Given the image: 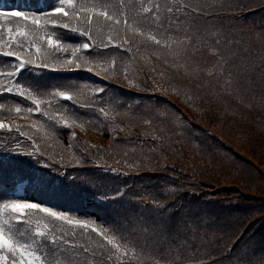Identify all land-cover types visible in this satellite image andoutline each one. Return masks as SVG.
Returning <instances> with one entry per match:
<instances>
[{
  "label": "trees",
  "instance_id": "1",
  "mask_svg": "<svg viewBox=\"0 0 264 264\" xmlns=\"http://www.w3.org/2000/svg\"><path fill=\"white\" fill-rule=\"evenodd\" d=\"M149 3L160 5L162 20L173 17L177 35L187 30L190 40L179 45V56L155 45L145 50L131 39V52L104 49L109 32L103 30L93 33L90 51L78 53L100 61L88 65L91 72L77 60L79 70L29 67L12 78L41 92L67 87L84 94L76 104L56 98L42 104L40 114L20 115L7 108L34 105L0 95V121L13 127L11 133L0 130V201L36 202L118 228L136 245L132 264H264V0H143ZM180 4L182 11H165ZM124 5L136 9L141 0ZM54 6L55 0H0V13L40 15ZM17 23L27 22L0 15V46ZM49 31L69 45L57 52L46 47L42 32L33 35L50 62L70 58L86 40L51 25ZM110 34L122 43L123 32ZM213 50L224 59L217 61ZM29 54L35 58V49ZM10 60L0 56V69ZM7 84L0 76V87ZM36 120L44 124L39 133L29 127ZM16 125L33 136L42 155L24 154L34 151L33 142L16 133ZM42 218L51 226L42 213L33 217ZM99 239L77 235L78 247L57 259L98 264L81 245L95 248Z\"/></svg>",
  "mask_w": 264,
  "mask_h": 264
},
{
  "label": "snow or ice",
  "instance_id": "2",
  "mask_svg": "<svg viewBox=\"0 0 264 264\" xmlns=\"http://www.w3.org/2000/svg\"><path fill=\"white\" fill-rule=\"evenodd\" d=\"M171 3L179 4L180 0H171ZM55 4L56 6L51 10L40 15H27L18 11L0 13L4 17H18L21 22H27L17 23L15 31L12 27H8V39L3 46H0V56L11 58L7 68L0 69V76L8 79L7 86L0 87V95H18L30 101L34 107H22L16 104L7 108L9 115L13 113L17 115L22 113L40 114L41 105H51L56 98L74 104L78 103V98L84 94V89L57 87L47 92H41L31 86L20 84L18 80L12 78H18L29 67L53 72L68 66L79 70L81 64L77 63V60H83L86 70L91 72L92 68L88 65L100 63V61L78 57V53L81 49L90 51L93 48L94 32L97 35L103 30L109 32L107 42L101 45L102 48L117 47L125 52L133 50V46L128 44L131 39L134 45H143L145 50H148L149 45H155L169 50L172 55L179 56L181 54L179 45L186 44L190 40L186 29L184 36L176 34V30L171 27L172 16L162 20L159 4L149 3L144 6L143 0H141L139 8L128 11L125 10L124 0H119L118 4L109 3L107 0H79V2L78 0H55ZM183 7V4L175 9L169 6L165 11L167 13L179 12L183 10ZM94 20L97 21L96 24H94ZM99 22H103V27L99 26ZM29 25L33 27L29 29ZM49 25L53 29L59 27L76 33L85 37L86 40L79 42V47L72 49L70 58H57L50 62L46 56L41 54V46L31 39L33 35L42 32L41 39L44 40L46 47L57 52H67L69 45L62 44L56 32L49 31ZM114 29L118 33H124L118 36L122 43L113 40L110 33ZM17 37L24 38V40L18 42ZM173 45L176 47L173 48ZM33 48L35 49V58L29 54ZM137 51H139V47H137ZM210 54L215 56L217 61L224 59L215 50ZM107 63L113 65L115 61L109 60ZM221 71L222 69H218L215 74L217 78ZM209 75L213 74L209 73ZM99 91L103 92V89ZM99 111L105 117L107 116L103 107L99 108ZM43 115L48 114L43 113ZM24 118H27V115ZM49 119H55V117L50 116ZM29 127H34L39 133L44 124L36 120ZM0 130L11 133L13 127L0 121ZM15 131L20 136L27 135V139L33 142L34 151L24 154L42 155L32 135L22 131L19 125L15 126ZM44 167H49V165L45 164ZM35 213H42L43 217L49 218L52 222L51 226L43 218L33 219ZM16 225H26L27 228L17 231L14 230ZM90 233L100 238L96 247L93 248L87 244L81 245V247L85 253L97 257L98 264H117V262L132 264L133 257L136 255V245L123 236L118 228L97 224L96 221L89 218L73 217L70 213L53 210L49 206L36 202L20 199L0 201V264H61L57 259V254L66 251L67 248H77V235L84 237ZM69 235L71 239L66 238ZM130 253H132L131 256ZM67 264H72V261L69 260ZM166 264H176V261L166 262Z\"/></svg>",
  "mask_w": 264,
  "mask_h": 264
},
{
  "label": "rangeland",
  "instance_id": "3",
  "mask_svg": "<svg viewBox=\"0 0 264 264\" xmlns=\"http://www.w3.org/2000/svg\"><path fill=\"white\" fill-rule=\"evenodd\" d=\"M232 141H233V140H232ZM235 142H236L237 147L243 145V144H242L243 139H241V141H235ZM16 195H17V196H22V195H23V194H22V190H18V191H16Z\"/></svg>",
  "mask_w": 264,
  "mask_h": 264
}]
</instances>
